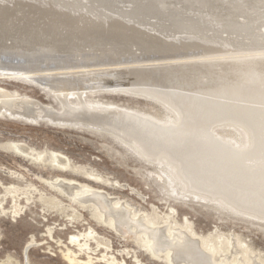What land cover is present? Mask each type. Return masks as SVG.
<instances>
[{
	"label": "rangeland",
	"instance_id": "1",
	"mask_svg": "<svg viewBox=\"0 0 264 264\" xmlns=\"http://www.w3.org/2000/svg\"><path fill=\"white\" fill-rule=\"evenodd\" d=\"M110 1L0 0V94L7 95L0 96V105L5 102L0 109V264H69L63 257L68 251L78 252L80 261H87V255H91L94 258L92 264H108L101 258L105 250L96 247L94 237L80 238L79 242L71 240L72 236L84 234L90 228L110 241L109 255H114L121 264H166L147 254L133 237H121L110 227L97 225L88 208L78 207L72 211L68 207L71 204L68 196L52 188L50 181L59 176L103 190L133 212L152 215L158 222L168 216L167 221L173 222V226L189 231L193 236L190 239L199 237L214 244L218 241L225 252L218 256L217 261L227 256L226 264H264V217L255 216L251 209L243 208L246 210L243 213L228 205L219 206V202L208 197H194L192 192L183 191L179 185L176 187L178 196L169 193L164 178L156 175L161 166L167 165L162 157L161 161L145 157L112 130L60 122L57 118L63 117L65 105L61 100L64 98H57L52 91L57 89L63 95L74 92L65 101L68 107L81 109L87 101L112 103L143 112L154 122L161 119L176 123L179 116L173 109L179 108L177 103L196 108L197 112L196 102L205 96V100L228 102L229 105L235 103L240 108L264 111V91L261 90L263 94L257 92V89L264 90V80L261 84L264 71L254 72L259 74L253 73L251 78L245 72L252 67H264V52L256 54V51L264 49L261 47L264 46V39H261L264 38V0H224L223 3L221 0L219 4L212 0L214 4L198 0L205 5L195 0H158L159 3L151 6H136L132 0H119V4L118 0ZM255 1H258V6ZM245 3L251 5L245 8L248 6ZM212 4L218 5V9L223 6V9L217 10ZM240 4L244 5H241L242 11H239ZM201 6L204 10L199 8ZM209 6L222 13L219 18L224 25L227 21L231 25L224 27L221 24L220 32L209 30L210 20L204 17L210 10ZM251 8L254 9L252 15ZM237 29L240 31L233 33ZM212 31L218 33L213 34ZM87 36H90L89 40ZM207 36L211 39L208 40ZM255 38L263 40V43L257 40L255 45ZM26 41H30V47ZM59 41L62 42L59 44ZM248 49L255 55L247 53ZM245 62L249 68L245 67ZM253 86L255 88L252 89ZM257 96H260L259 100ZM45 111L51 113L47 116H51V120L39 116ZM223 113L221 117L207 116L208 119H202V123L213 133L239 134L230 124L244 123L246 115L241 122L231 113ZM28 115L35 119H29ZM15 144L41 152L43 163L21 155L13 148ZM52 152L65 157L70 166L62 171L51 167ZM86 171L99 176V181L87 178ZM58 200L66 209H61ZM48 201L55 202V205ZM79 243H83L81 247Z\"/></svg>",
	"mask_w": 264,
	"mask_h": 264
},
{
	"label": "bare ground",
	"instance_id": "2",
	"mask_svg": "<svg viewBox=\"0 0 264 264\" xmlns=\"http://www.w3.org/2000/svg\"><path fill=\"white\" fill-rule=\"evenodd\" d=\"M97 1H99V0H97ZM104 1H106V3H107V0H104ZM132 1H134V2H132V4L135 3L136 6H138L137 4H139V6H140V4H144V6L145 5L151 6V5H155V3L158 2V0H146L148 2H145V3H140V2H138V0H132ZM176 1H181V0H176ZM192 1L193 2H195V1L199 2L198 0H195V1L192 0ZM204 1L206 2V4L208 2L210 4L213 2H216V1H217L216 4H219L218 1L221 2V0H215V1L212 0L213 2L211 0H204ZM228 1H231V0H228ZM250 1L254 2V0H250ZM110 2L112 3L113 1L111 0ZM163 2H164V0H163ZM223 2H224V0H222V3ZM232 2H234V1L232 0ZM240 2H242V0ZM199 3L202 5H205L201 2H199ZM226 3H227V5L229 4L228 2H226ZM67 4L69 5V3H67ZM71 4L72 3H70V5ZM80 4L81 3L79 2V6L81 7L82 4L81 5ZM89 4L90 3H88V6H89ZM118 4H119V0H118ZM200 4H198V5L200 6ZM213 4H212V6L215 7L216 5L214 6ZM231 4L233 6V3H231ZM60 5H62V4H60ZM103 5H104V3H103ZM241 5L242 4H240V7L236 5V7L241 8ZM246 5H248V3ZM249 5H251V4H249ZM249 5L246 6L245 8H248ZM258 5L259 4L257 3V6ZM242 6H244V5H242ZM213 7L211 8V6H209L210 10H208V12L205 13V16L203 13L201 15H203L204 17H208L206 19L210 20L209 23L207 22L211 26V28H209V30L214 29L213 31L219 30V32H220L221 24L222 25H224V24H223V20H220V18H219V17H221L220 16L221 12L218 13L217 10H219L220 8L223 9L222 8L223 6L218 9L217 8L218 5H217V7H215V8H217V10H215V8H213ZM226 7L228 8V6H226ZM253 7H254V5H253ZM199 8H202V6ZM229 8H231V6ZM239 8H236V9L238 10ZM233 9H234V7H233ZM251 9H249L248 12H250V10H251L250 13L252 15V13L254 12L253 11L254 9L253 8H251ZM242 10H244V9H242V8L239 9V11H242ZM236 12L234 10V13H236ZM232 13L233 12H230L228 14H232ZM251 15L249 14V16H251ZM198 16H200V15H198ZM203 16L199 17V19L203 18ZM244 16L247 17L248 15L245 14ZM155 19H157V18H155ZM168 19L170 20L169 17H168ZM206 19H204L205 22H206ZM153 22H154V20H153ZM217 22H219V23H217ZM198 23L199 22L197 21V25H198ZM192 24H194V23H192ZM228 24L231 25V23L229 21H227L226 24L224 25V27ZM205 25H204V27H205ZM193 26H195V25H193ZM199 26H201V25H199ZM213 26H215V27H213ZM191 27H188V28H191ZM9 28H7L6 30H8ZM205 28H208V26ZM229 28H230V26H229ZM4 29H5V27H4ZM99 30H100V28H99ZM195 30H196V27H195ZM203 31H205V30H203ZM213 31H212L213 34L216 33ZM239 31L240 30L237 29V31L235 30V31H233V33H235V32L238 33ZM241 31H243V30L241 29ZM108 32H110V31H108ZM230 32H232V31H230ZM2 33H3V31H2ZM17 33H18V31H17ZM110 33H112V32H110ZM195 33H196V31H195ZM14 34H15V32H14ZM0 35H1V33H0ZM96 35H98V33ZM104 35H106V34H104ZM107 35H109V34L107 33ZM6 36H7V32H6ZM28 36L29 35H27L26 39L29 38ZM41 36H43V35H41ZM90 36L86 37V38H88L87 40H89ZM166 36H167V34H166ZM197 36H199V35H197ZM202 36H203V34H202ZM261 36H262V33H261ZM53 37H54V35H53ZM57 37H55V38H57ZM63 37H65V36H63ZM68 37H70V36H68ZM109 37H111V36H109ZM250 37L253 38L256 36L251 35ZM10 38L12 39V37H10ZM35 38H38V37H35ZM86 38H85V40H86ZM234 38H237V37H234ZM210 39L208 37V40H210ZM213 39H214V37H213ZM261 39H264V38H261ZM13 40H16V39L13 38ZM31 40L33 41L32 38H31ZM34 40L36 41V39H34ZM61 40H62V38H61ZM257 40L260 41V39L255 38V41H256L255 45L258 43ZM66 41H67V39H66ZM92 41H93V39H92ZM97 41H99V40H97ZM100 41H101V39H100ZM215 41H214V43H215ZM218 41H219V39H218ZM231 41H232V39H231ZM234 41H236V40H234ZM262 41H260V42H262ZM18 42H21V41H18ZM26 42H27V46H28L30 41L29 42L26 41ZM61 42L59 41V44ZM72 42L73 41H71V43ZM108 42H109V40H108ZM65 43L66 42H64L63 45ZM228 43H230V41ZM236 43H237V41H236ZM236 43H234V44H236ZM23 44H25V43L23 42ZM30 44L28 47H30ZM34 44H32L31 46H33ZM37 44L39 45V43H37ZM224 44H226V43H224ZM66 45L67 44H65V46ZM71 45H73V44H71ZM261 47H264V46H261ZM233 48H235V47H233ZM253 48H255V47L253 46ZM253 48H252V50H253ZM262 50H264V49H262ZM262 50L256 51V54H258L259 52H260V54H262V52H264ZM248 51H249V49H248ZM251 52H253V51H249L247 53L250 54ZM254 53H251V54H254ZM244 54H246V53H244ZM224 55H226V54H224ZM235 55H237V54H235ZM238 55H241V54H238ZM230 56H233V58H234L233 54ZM243 58H244V56H243ZM219 59H221V58H219ZM224 62H225V60H224ZM240 63H242V62L240 61ZM246 63L247 62L244 63V65H246L245 67L249 68V66H247ZM229 64L231 65V63H229ZM234 64H236V63H234ZM252 64H254V63H252ZM255 65H257V64H255ZM4 66H5V64H4ZM235 67H236V65H235ZM224 68L226 69L225 66H224ZM262 68H263V70H262ZM262 68L252 67V68H249V71H245V72L251 78V75L253 76L255 74L254 72L263 73L264 67H262ZM238 69H240V68H238ZM170 71H169V74L171 75ZM235 71H237V70H235ZM238 72H240V70H238ZM172 73L174 75V72H172ZM259 73H256L255 75H258ZM148 74H150V73H148ZM161 74L163 75V73H161ZM230 74H233V73H230ZM241 74H244V72ZM23 75H25V74H23ZM158 75H160V74H158ZM224 75H227V74H224ZM237 75H239V74H237ZM36 76H38V75H36ZM174 76H176V75H174ZM263 76H261L260 78L262 79ZM160 77H162V76H160ZM240 77H243V76H240ZM240 77H239V79H240ZM246 78H247V80L249 79L248 77H246ZM33 79H35V78H33ZM38 79H39V77H38ZM65 79L69 80V78H65ZM167 79H169V78H167ZM173 79H172V82H173ZM223 79L225 80V78H223ZM235 79H237V78H235ZM254 79H256V77ZM261 79H260V81H261ZM40 80H41V78L39 79V81ZM263 80L264 79H262L261 84L263 83ZM56 81H58V80H56ZM59 81H61V79ZM46 82H47V80H46ZM234 82H232V83H234ZM39 83H41V82H39ZM42 83H43V81H42ZM61 83L62 82H60V85H61ZM201 83H204V82H201ZM254 85H256V82H254ZM54 86H56V85H54ZM108 86H109V84H108ZM228 87L229 86H227V88ZM258 87H259V85H258ZM56 88H57V86H56ZM253 88H255V87L253 86L252 89ZM241 90H240V92H241ZM249 90H251V89H249ZM261 90H262V92L264 91L263 88H261L260 90L257 89V92L259 91V93H260ZM52 91L55 93L57 98H59V99H61L62 97L64 98L61 100L62 103L65 105V111L63 112V117L57 118L60 122H70L73 124L82 123L84 125H91L94 127H101V128H106V129L112 130L113 132L117 133L118 136L122 138V140L130 143L133 147H135L139 151H141V153L145 157H147L149 159H156L157 161L158 160L161 161V159L166 161L167 165L161 166L159 168V171L156 172V175L160 179L164 178L163 180H165V183L169 187V188H166V187L165 188L167 189V191L169 193L177 194V196H178L179 192H177L176 187H177V185H179L181 187V189H183V191H190V193L192 192L191 194H194V197H197V196L201 197V198L208 197V199H210L212 201L215 200V201L219 202V204H220L219 206L228 205V206H230V207H232L238 211L240 210V212L242 211L243 213L246 210L251 209L250 211H252V213H254L255 216L257 215L260 217H264V113H263L264 111H262V109H261V111H262L261 112V111H258L256 109H252V108H246V107L240 108V106H236L235 103H233L234 105L233 104L229 105L228 102H226L227 104H225V103L222 104V103L214 102V100L213 101L212 100H205L206 96L203 97L204 99H198L199 97L197 96V99H198V101L196 102L197 109H198L197 112L195 110L196 108L193 109L190 106L183 107V104L180 102V103H177L179 105V108L175 107L173 109L176 111L174 113L175 114L177 113L179 116L178 117L179 119L178 120L176 119V121H175L176 123H174V122L169 123V121L161 120V119H158L154 122V120H151V117L147 116V114H145L143 112H139V111L137 112V111L130 109V108L119 107V106L114 105L112 103H103V102H98V101H87L85 103V105H83V107H81V109H77L74 107H68V106H66L65 101L67 100L68 95H73L74 92L73 93L68 92L67 94L63 95V92H61V91L58 92L57 89H56V91L55 90H52ZM217 91H218V89H217ZM234 93H236V91ZM259 93H252V94L258 95ZM178 94H180V93H178ZM220 94H222V93H220ZM223 94H225V93H223ZM249 94H250V92H249ZM170 95H172V94H170ZM239 95L240 94H238V96ZM254 95H253V97H254ZM0 96L5 97L7 95L6 94H4V95L0 94ZM8 96L11 97L12 95L11 96L8 95ZM13 96H14V94H13ZM260 96H257L258 100H259ZM175 98H176V94H175ZM192 98H194V97L192 96ZM262 98L264 99V97H262ZM262 98H261V100H262ZM186 99H187V96H186ZM0 100H2V98ZM9 100H7V101H9ZM175 100H177V99H175ZM3 101H5V100H3ZM11 101L13 102V99ZM19 102H22V101H19ZM16 103H18V102H16ZM27 104L25 106H27ZM188 104H191V102ZM2 105H0L1 106L0 109L2 108ZM22 105H23V103H22ZM7 106L8 105L6 104V107ZM11 106L13 107V105H11ZM28 107H27V109H28ZM27 109H25V110H27ZM225 111H227V112H225ZM240 111L244 112V113H241ZM10 112H12V111H10ZM16 112H18V111H16ZM223 112L225 114L231 113L234 117H237V119L241 122H243L244 115H246L245 116L246 120H244L246 123L244 122L241 124L240 123H237V124L231 123L230 124V122H228L230 125H234L236 127V129L239 130V128H240L239 131H237L235 129V132H238L239 134H236V135H232V134H228V133L221 134L217 131L215 133H213V132L209 131L210 128L205 127V125L202 123V119L207 118V116L220 115ZM49 114H51V113L46 112L44 115H39V116L40 117H46L48 119H50V118L52 119L51 116L47 117V116H49ZM24 115H25V113H24ZM33 115H34V113H33ZM33 115H28V116H30L29 119L34 120L35 117ZM224 116H226V115H224ZM220 117H221V115H220ZM227 117H228V115H227ZM222 118H223V116H222ZM159 120H161V122ZM218 120H220V119H218ZM237 127H239V128H237ZM207 129H209V130H207ZM13 148H15L16 151L19 152L21 155L22 154L26 155V157L31 156L32 158L39 160L41 162L44 161V156H43V154H41V152L40 153L34 152L32 150H29L27 147H23L20 144H15ZM158 154H160L161 156H159ZM153 155H156V156L153 158ZM160 157H162V158L160 159ZM49 162H50L51 167L58 168L59 170L61 169V171L64 168H67V166H70L68 163V160L56 152L51 153ZM84 174L89 179H92V180L95 179L96 181H99V176H97V175L96 176L92 175L88 171H86ZM52 180L53 181H50L52 188L55 189L56 191H58L59 193L66 194L68 196L69 201L71 202V204H69L68 207H70L72 211H76V209L78 207L88 208L92 212V217L94 218L97 225H99V226L104 225L108 229L110 227L111 229H113V231L116 232V234L120 235L121 237H126V238L127 237H130V238L133 237L134 240L144 249V251L146 253L148 252L147 254H149L155 260L162 261L166 264H226V262L228 261L227 256H224L223 259H220V261H217L219 259L218 256H221L220 254L225 252L223 250V248H220L218 241H217V244H214V243H209V240L205 241L203 239H199V237L190 239L192 235H190V233H188L189 231H187L186 229H182V228H178L176 226H173L172 225L173 222L167 221L168 216L166 217V219H163L162 221L158 222L156 217H152V215L149 216L148 214H144V213L138 214L137 212H133L132 209H130V207L121 203L119 199H116V198L109 196V194L104 193L103 190L94 189V188L90 187L88 184L81 183V182H78L74 179H69V178L60 177V176L55 177ZM183 194L185 195V193H183ZM48 202L50 204L55 205V202H53V201H48ZM58 203L61 205V209L62 208L66 209V207L63 206L59 200H58ZM243 208H245L246 210H244ZM16 212H17V210L15 211V213ZM248 214H249V211H248ZM250 215H252V214H250ZM92 232H93V234H92ZM88 237H94L96 240L95 241V243L97 245L96 247H103V249L105 250V252H103L102 256H101L102 260H105L108 264H121L118 261H116V258L114 257V255H112V254L109 255V252H110L109 250L111 248L110 241L106 240L102 236H99L98 234H95V231L92 230L91 228L89 229V231L85 232L84 234H77L75 236H72L71 240L74 242H79L80 238L85 239ZM127 239H129V238H127ZM82 244L83 243H79V247H81ZM207 250H208V252H207ZM63 257L69 264H92V261L94 260V258L91 255H87V261H80V259L78 257V252H75V251H68V253L63 255Z\"/></svg>",
	"mask_w": 264,
	"mask_h": 264
}]
</instances>
